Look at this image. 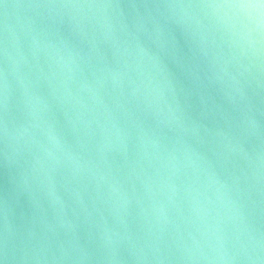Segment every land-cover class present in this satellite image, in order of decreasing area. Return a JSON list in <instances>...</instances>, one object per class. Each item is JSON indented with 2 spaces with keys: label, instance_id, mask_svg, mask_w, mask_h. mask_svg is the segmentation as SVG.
I'll list each match as a JSON object with an SVG mask.
<instances>
[{
  "label": "water",
  "instance_id": "obj_1",
  "mask_svg": "<svg viewBox=\"0 0 264 264\" xmlns=\"http://www.w3.org/2000/svg\"><path fill=\"white\" fill-rule=\"evenodd\" d=\"M50 2L69 0H0V70L7 22L9 68L14 62L19 78L9 77L10 119L18 127L30 119L24 88L45 98L49 108L43 119L67 153L80 160L57 152L61 162L53 169L39 147L45 141L37 129L31 139L17 142L15 163L9 166L0 140V246L7 222L9 248L17 256L24 249L41 257L14 264H112L102 259L105 229L117 241L116 264H216L200 257L214 254L217 235L229 248L247 243L246 226L264 242V103L258 102L264 98V46L257 61L240 57L218 32L194 42L174 24L159 34L149 25L139 39L158 58L157 65L136 53L125 32L117 34L114 55L86 10L24 8ZM125 11L131 22V10ZM112 15L118 19L115 11ZM57 34L67 48L57 42ZM48 41L57 47L45 49ZM249 60L255 65L252 88L259 93L254 116L261 125L259 136L244 141L250 161L235 150L240 115L227 109L219 85L208 79L213 70L235 72ZM158 90L170 104L174 94L184 112V131L156 128L153 113L169 118ZM153 133L160 136L159 148L151 143ZM186 146L205 157L210 170ZM234 177L245 193L243 224L229 204L230 197L236 198ZM77 245L92 259L78 260ZM61 249L67 258H59ZM139 255L147 259L137 260ZM187 255L194 259L181 258ZM259 255L264 259V251Z\"/></svg>",
  "mask_w": 264,
  "mask_h": 264
},
{
  "label": "clouds",
  "instance_id": "obj_2",
  "mask_svg": "<svg viewBox=\"0 0 264 264\" xmlns=\"http://www.w3.org/2000/svg\"><path fill=\"white\" fill-rule=\"evenodd\" d=\"M24 8L37 9H66L84 13L85 10L91 13L86 16L87 19L95 21L98 25L101 35L109 40L114 48V55H117L119 49L117 40L118 33L125 32L130 37V43L134 47L136 53L141 56L149 57L157 65L158 58L149 53L140 43L139 34L147 33L149 25L159 34L170 24L179 26L193 37L195 42L196 37L203 39L204 34L210 32H218L222 37H226L237 49L240 57L249 58L255 57L260 59L261 47L264 46V0H85V2H50V3H35L27 5ZM125 10H131L132 18L129 22L128 14ZM113 11L118 14V19L114 20ZM55 24L58 21L55 16L52 18ZM5 38L2 49L5 67L0 70V112L3 113L0 117V140L3 142V156L5 162L9 166L15 163V154L18 151L17 142L27 136L31 139L34 135L33 130H39L44 137V143H40L39 147L46 159L52 162L53 169L60 164V157L57 152L64 153L68 160L79 163L80 158L67 153V150L61 143V140L55 134L50 124H47L43 119L47 113L49 104L48 101L33 93H29L24 88V105L30 117L26 125L17 126L10 119V93L12 82L10 75L19 80L16 76L17 69L13 62L9 68L11 57L8 51L7 33L9 25L5 24ZM57 42L64 48L67 44L59 39L57 34ZM33 44H36V38L33 37ZM56 42L48 41L44 44L45 49H55ZM79 55V53H73ZM206 55V53H205ZM235 59V57H233ZM252 61L249 60L248 65H241L235 72L228 71L227 67H221L219 73L212 71L208 77L210 84L219 85L222 93V101L233 112L240 115V137H234L235 150L238 154L243 155L249 161L247 152L244 148V141L251 135L259 136L261 125L255 118L254 113L258 111L254 97H258L259 93L252 88V80L250 79L254 67ZM162 75L167 77L163 67H159ZM115 82V79L113 80ZM168 83V91L172 92L171 83ZM21 86L22 82H21ZM260 82L256 80V88H260ZM132 95H135L133 89ZM59 99V98H57ZM158 99L167 110L168 119H162L158 113H153L156 128L161 131L165 128L170 131L185 130V116L179 103L175 101L173 94V103H169L162 90H158ZM260 103H264V98H260ZM107 110V109H106ZM149 114L145 112L147 118ZM153 147H160V136L153 133L151 137ZM186 151L190 152L196 162L204 165L210 170V162L205 157L195 152L189 146H186ZM82 167L87 168L88 162H84ZM239 177H234L233 183L236 187V198H229V204L232 207L234 216L241 224L245 221L244 215V192L239 188ZM216 183L224 185L219 180ZM115 190V189H113ZM8 225L5 222V238L2 246H0V264H14L19 259L27 261L29 259H41L35 253L29 255L28 251L21 249V254L17 256L15 249L9 248L7 237ZM244 231L248 233V242H239L238 246L232 248L226 247L225 239L217 235L216 246L213 248V255L201 256L200 258L216 264H264V259H261L260 252L264 251V242L255 238L252 235V229L245 227ZM239 241V235L236 237ZM105 255L102 259H106L112 264L118 261L117 256V241L112 240L107 236V229L103 235ZM80 255L77 257L80 261H87L92 257L82 247L78 246ZM158 250V249H157ZM60 259L67 258V254L63 253ZM186 251V250H185ZM137 260L147 259L144 255L135 256ZM184 259H194L191 255L182 256Z\"/></svg>",
  "mask_w": 264,
  "mask_h": 264
}]
</instances>
